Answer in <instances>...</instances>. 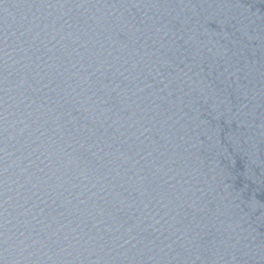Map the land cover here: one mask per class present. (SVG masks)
Masks as SVG:
<instances>
[{
    "label": "water",
    "instance_id": "1",
    "mask_svg": "<svg viewBox=\"0 0 264 264\" xmlns=\"http://www.w3.org/2000/svg\"><path fill=\"white\" fill-rule=\"evenodd\" d=\"M0 264H264V0H0Z\"/></svg>",
    "mask_w": 264,
    "mask_h": 264
}]
</instances>
